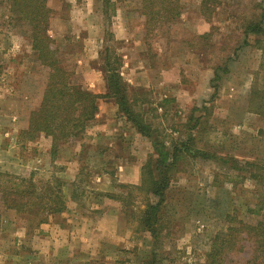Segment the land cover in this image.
Masks as SVG:
<instances>
[{
	"label": "rangeland",
	"instance_id": "rangeland-1",
	"mask_svg": "<svg viewBox=\"0 0 264 264\" xmlns=\"http://www.w3.org/2000/svg\"><path fill=\"white\" fill-rule=\"evenodd\" d=\"M180 3L174 22L147 23L140 0L46 2L48 34L73 82L106 88L107 52L121 75L127 70L122 77L132 108L158 140L181 148L159 212L161 236L153 242L139 221L154 200L144 187L112 177V191L103 192L90 182L98 169L114 174L122 159L143 166L152 142L118 112L101 124L105 130L90 120L78 138L57 145L42 132L29 136L49 69L31 47L26 21L0 0V173L30 178L43 202L23 214L0 207V264H148L153 258V264H192L202 262L213 236L226 231V215L247 223L264 217L248 211L264 187L252 176L264 179V112L258 111L264 110V34L244 33L248 21L264 26V0ZM70 195L80 199L82 212L108 205L105 195L118 196L126 242L89 236L99 243L92 248L90 240L78 243V234L68 238L63 226L80 220L67 213L74 207ZM62 205V212H49ZM237 248L227 264H242L251 253L248 241Z\"/></svg>",
	"mask_w": 264,
	"mask_h": 264
},
{
	"label": "trees",
	"instance_id": "trees-1",
	"mask_svg": "<svg viewBox=\"0 0 264 264\" xmlns=\"http://www.w3.org/2000/svg\"><path fill=\"white\" fill-rule=\"evenodd\" d=\"M9 11L15 12L19 20L26 21L30 30L31 47L37 53L39 63L49 69L48 81L42 95L39 107L32 111L29 126L26 133L29 136L42 132L50 136L53 145L63 139L78 138L88 121L93 120L98 107V97L111 98L118 105V110L126 120L142 136L152 142L153 153L148 162L141 168V183L139 188H145L146 194L154 198L147 204L143 213L139 216L140 226L149 232L153 242H158L161 236L160 208L165 201L166 189L169 186V174L179 160L181 148L171 146L168 148L154 135L151 126L144 117L132 108V104L126 98L127 83L119 71V66H111L105 54V83L106 93L97 95L84 86L73 82V71L67 70L59 55V46L48 34L51 9L47 6V0H8ZM217 0H200L202 6L213 4ZM141 14L145 16L147 23L174 22L181 14L183 6L180 0H140ZM245 36L248 34H264V26L259 22L248 21L244 25ZM215 78L218 74L215 73ZM216 86H214V89ZM264 112V110H258ZM185 145V144H183ZM197 153L205 154L201 150ZM235 164L238 160L233 159ZM248 166L255 167L249 162ZM257 181H264L254 174ZM264 186V184H263ZM262 186V187H263ZM31 182L30 178L18 177L8 173H0V207L3 211L14 210L23 214L32 207L40 208V191ZM116 196H113V198ZM63 205L59 208L53 206L50 213L62 212ZM248 211L253 214L264 212V187L258 192V198ZM0 212V218H1ZM228 218V225L224 233L213 236L209 250L202 262L192 264H227V255L237 250L240 241H248L251 244V253L242 264H264V217L255 223H247L236 220L235 216ZM232 222L233 224H231ZM160 225V226H159ZM240 247V246H239ZM155 257L153 254L152 258ZM154 258L148 264H153Z\"/></svg>",
	"mask_w": 264,
	"mask_h": 264
},
{
	"label": "crops",
	"instance_id": "crops-1",
	"mask_svg": "<svg viewBox=\"0 0 264 264\" xmlns=\"http://www.w3.org/2000/svg\"><path fill=\"white\" fill-rule=\"evenodd\" d=\"M124 69L125 67L122 70V75H124V73H127V70L124 71ZM126 80L129 85L131 84L132 86H136L133 79L130 80L126 78ZM89 85V89L94 93H104L106 90L104 84L102 88L98 89H96L97 87L94 83H91ZM96 104L98 107V111L96 112L94 119L90 122H99L98 127H101V129L105 130L104 125L102 128L101 124H103L104 120H107V123L105 125H108V118H110V115H112L113 113V116H115L116 112L120 113L118 110V105L115 103V101H111V99L101 98L97 99ZM123 117L125 118V116ZM122 160L123 161L120 163V165H117L119 169L116 170V172L112 175L104 168L98 169V172L94 176V179L90 181L92 183L91 185L94 186L95 189H98V191H112V177L115 179L117 177L118 180L116 179V181L124 185L140 184L142 166L139 164L137 165V163L133 164V162H126L124 161V159ZM70 196L71 197L68 196V199L71 202V205H74V207L73 209L69 208L71 212L69 211V209H67V213H69L70 216L76 217V219L80 220H78L77 224L75 221L72 225L63 226L62 230L64 231V233L70 234L68 238L74 239L72 235L78 234L79 236L75 238L76 241L83 246L84 241L86 242V240H90L91 242L89 245H91L92 248H94L99 243L96 238L94 240L92 238L93 241L91 239H86L89 238V236L96 237L97 235H100L99 238L117 244L126 242L125 238H123L121 234H124V231H127L128 228L125 224L126 220H122L124 214L122 211V205L120 204V198H118V196L110 198L106 197L105 195V198L109 203L108 205L96 206V208H91L92 210L87 209L84 212H82V204L80 203V199H78L76 195ZM87 213L93 214V216H95L96 218V221L92 220L89 216L90 214ZM63 215H65V213H63ZM60 229H58L57 231L60 232Z\"/></svg>",
	"mask_w": 264,
	"mask_h": 264
}]
</instances>
